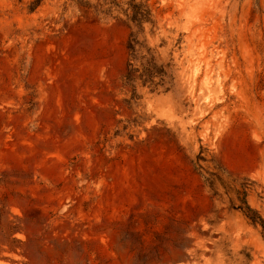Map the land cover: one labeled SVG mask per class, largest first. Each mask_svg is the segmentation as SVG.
<instances>
[{
    "label": "rangeland",
    "instance_id": "1",
    "mask_svg": "<svg viewBox=\"0 0 264 264\" xmlns=\"http://www.w3.org/2000/svg\"><path fill=\"white\" fill-rule=\"evenodd\" d=\"M136 2L168 91L124 15L0 0V264H264V0Z\"/></svg>",
    "mask_w": 264,
    "mask_h": 264
},
{
    "label": "trees",
    "instance_id": "2",
    "mask_svg": "<svg viewBox=\"0 0 264 264\" xmlns=\"http://www.w3.org/2000/svg\"><path fill=\"white\" fill-rule=\"evenodd\" d=\"M75 2L79 9L85 13L93 11L95 16L112 17L114 13L122 14L131 25V33L128 41L129 58L127 73L124 79L128 83L141 82L145 87H149L153 92L162 89L168 91V66L158 63V60L147 47L146 41L141 40L144 35V26L154 27L153 14L151 8L146 3H137L136 0L121 2L118 0H98L94 5L86 0H71ZM33 9L39 3H33ZM32 9V10H33ZM245 206L244 216L254 225H260L264 229V222L256 211L248 204Z\"/></svg>",
    "mask_w": 264,
    "mask_h": 264
}]
</instances>
